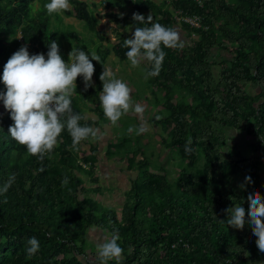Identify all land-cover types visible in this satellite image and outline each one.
Listing matches in <instances>:
<instances>
[{
  "label": "trees",
  "instance_id": "trees-1",
  "mask_svg": "<svg viewBox=\"0 0 264 264\" xmlns=\"http://www.w3.org/2000/svg\"><path fill=\"white\" fill-rule=\"evenodd\" d=\"M37 1L0 0V92L6 91L4 65L22 46L30 55L43 53L47 58L48 45L55 41L62 58L69 60L52 28V15L44 7L50 0H42L43 6L35 12ZM70 3L64 15L84 22L104 41L99 18L88 2ZM101 4L105 9L132 5L146 20L151 14L154 23L176 30L180 24L174 10L203 18L204 28L196 30L198 38L187 48H165L162 70L158 77H151L166 98L163 106L168 115L160 119V125L167 135V149L187 166L171 182L166 170H151L144 149L134 146L129 137L109 142L107 157L123 152L128 171L138 172L123 194L120 215L93 198L103 194L94 139L82 141L75 150L65 129L50 158L41 161L11 138L9 128L14 122L0 101V188L16 174L8 191L0 193V264H100L89 241L95 230L106 240L119 235L118 244L124 250L120 264H264L247 216L249 193L264 196V160L257 155L264 150V0H203V6L191 0L161 4L101 0ZM106 17L132 24L134 29L143 26L121 13L111 11ZM125 39L121 32L111 48H100L101 63L91 87H85L83 77L77 78L80 84L71 107L75 114L87 116L81 125L98 129L107 120L99 101L103 90L99 76L111 54L127 61ZM142 63L151 69L147 61ZM176 88L188 90L191 102L175 100ZM82 101L90 103L97 118L88 117ZM229 129L256 141L251 155L244 153L240 142L230 144ZM188 138L191 153L185 151ZM247 176L252 183H246ZM65 178L66 185L62 184ZM87 179L93 187H88ZM235 205L246 210L243 229L227 224L226 209ZM31 237L37 238L40 247L29 257L26 249Z\"/></svg>",
  "mask_w": 264,
  "mask_h": 264
},
{
  "label": "clouds",
  "instance_id": "clouds-1",
  "mask_svg": "<svg viewBox=\"0 0 264 264\" xmlns=\"http://www.w3.org/2000/svg\"><path fill=\"white\" fill-rule=\"evenodd\" d=\"M44 7L49 15L61 14L71 8V3L70 0H50ZM133 20L143 26H137L132 38L124 40L123 47L128 49L127 61L132 68L147 61L151 69L146 71L145 78L158 77L166 57L164 49H183L184 42L174 27L154 23L151 14L146 20L143 15L134 13ZM48 48L47 58L43 53L30 55L27 46H22L12 54L3 69L2 82L6 91L0 92V101L14 122L9 128L11 138L24 146L29 156H35L41 161L45 157L50 158L65 129L72 138V148L75 150H78L82 141L97 138L99 132V129L81 125L80 122L86 120L87 116L73 112L71 97L76 92L78 77H83L86 88L92 86L95 71L92 61L100 62V57L93 52L90 58L85 51L73 46L69 60L65 62L55 41ZM100 80L103 83V90L99 94L100 105L105 118L112 125H118L121 118L130 112L143 117L144 107L132 99V89L125 81L117 78L111 68L104 66ZM127 131L142 135L147 129L141 123L139 127H129ZM190 144L191 138H188L185 145L187 153L192 151ZM15 179L16 174H11L0 188V193H6ZM245 181L252 183L251 176H247ZM67 183L65 178L62 184ZM240 187L244 188V185ZM247 199V216L253 234L258 238L257 247L264 253V196L259 192L249 193ZM226 211L229 214L227 224L235 229H243L245 208L235 205ZM119 239V235L114 233L110 240L97 246L100 264H109L113 260L120 264L124 250L118 244ZM27 244L29 257L39 251L36 237L29 238Z\"/></svg>",
  "mask_w": 264,
  "mask_h": 264
},
{
  "label": "rangeland",
  "instance_id": "rangeland-1",
  "mask_svg": "<svg viewBox=\"0 0 264 264\" xmlns=\"http://www.w3.org/2000/svg\"><path fill=\"white\" fill-rule=\"evenodd\" d=\"M87 2L89 3L92 11L99 18L100 27L104 31V41H101L100 37L95 32H91L84 22L75 18L66 17L64 12L61 14H53L51 17L52 28L58 33L63 49L68 58L73 46L78 48L76 44L82 47L91 58L90 54L93 52L98 56L100 55L98 51L100 47L111 48L116 42L119 33L122 32L126 34L128 39H130L135 31L132 24H120L107 18L105 13H103L106 12V10L104 8L100 9V7L96 4L94 5V0H87ZM95 3H97V1H95ZM42 6V0H38L34 5V11L37 12ZM110 10L116 13H121L122 15L129 17L131 20L133 19V14L135 13L132 5H128L124 9L116 7ZM180 27L182 31L179 30V33L184 42V47L187 48L197 38L193 37V32L188 31L184 28V26L180 25ZM72 31L77 33L79 38L74 36V34L71 33ZM67 34L70 36V41L67 39ZM92 63L94 64V68L96 70L100 62L93 60ZM105 67L111 68L117 78L122 79L127 83V85L132 89V99L135 102L140 103L145 109L142 118L130 112L128 115L122 117L118 122V125L115 126L108 120L101 121L100 126L102 129L100 130L98 128V136L93 140V142L97 143L99 147V167L101 172L100 185L103 187V194L94 196L93 198L106 208L115 210L121 215L122 206H120V202L123 200L121 195L124 197V193H119V189L116 190L117 183H115L116 180L113 175L114 173H109V171H111L110 168H115V174L124 175L128 181L130 178H135L138 172L128 171L127 159L124 158L125 155L123 152L113 158L107 157L106 152L109 142H120L124 137H129L134 146H139L144 149V154L151 164V170H166L168 172V178L171 182L178 177L180 171L187 165L176 154L167 149V135L164 132L163 127L160 125V119L168 115V110L163 106V103L166 100L164 90L160 88L155 89L157 84L151 77L145 78L147 69L144 64L141 63L139 67L132 68L128 61H120L114 54H111L106 61ZM214 70L216 75H218V68L215 67ZM92 82H96L94 77ZM79 84L80 82L76 81V85L78 86ZM74 94L76 95L77 93L75 92ZM173 94L176 98L175 100L177 101L182 100L191 102L192 100V94L188 90L176 88L173 91ZM81 106L85 109L88 117L97 118L91 110L90 103L82 101ZM4 111L5 108H3V112ZM141 123H143L147 129L144 134L136 135L135 132L129 133L127 131L129 127L137 128L141 125ZM228 133L230 144H233L234 142H241L245 146V154L248 155L247 153L250 151L248 146L249 142L254 141V139L247 137L241 132H236L231 129L228 130ZM86 148L88 149V147ZM202 163L203 162L201 161L199 167H201ZM242 184L244 185L243 182L240 183V185ZM87 185L88 187H93V185L89 183L88 179ZM235 185L237 186V184ZM128 187L129 182L126 184L125 188L127 189ZM108 201H110V203H108ZM106 239L107 237L98 230L92 232L89 236L90 244L93 245L96 252H98L97 246L103 244ZM91 252L92 250L88 248L87 253L90 255Z\"/></svg>",
  "mask_w": 264,
  "mask_h": 264
},
{
  "label": "crops",
  "instance_id": "crops-1",
  "mask_svg": "<svg viewBox=\"0 0 264 264\" xmlns=\"http://www.w3.org/2000/svg\"><path fill=\"white\" fill-rule=\"evenodd\" d=\"M84 1H87V0H84ZM95 1H97V3H95ZM154 1H156L158 4H160L161 2H165V1H167V0H161V1H158V0H154ZM89 4V3H88ZM94 5L96 4L97 6H99L100 7V9H103L104 7L102 6V4H101V0H94V3H93ZM116 8V7H115ZM105 9V8H104ZM110 9H112V8H110ZM110 9H105L106 10V12H103V13H105V16H106V13H108V12H111L112 10H110ZM112 12H114V11H112ZM116 13V12H115ZM179 30H181L182 31V29H181V27H180V25L179 26H177V31L179 32ZM100 48H102V47H100ZM100 48L98 49V51H99V53H100ZM83 51H84V49H82ZM100 57V56H99ZM109 58V57H108ZM107 58V59H108ZM100 63H101V59H100ZM100 65V64H99ZM99 67V66H98ZM100 130L102 129V128H99ZM252 139V138H251ZM255 140L254 141H250L249 142V153H247L248 155H251L252 153H253V151H254V148H253V146L255 145ZM241 143V142H240ZM241 145H242V147H243V151H244V148H245V146L241 143ZM245 153V152H244ZM257 155L259 156V157H262V159L264 160V150L262 151V152H259V153H257ZM111 169V171H109V173L110 174H113L114 176H115V180H116V182L115 183H117V189L116 190H118L119 189V193L120 192H122V193H124L123 191H128L129 189H130V186H131V180L132 179H134V178H130L129 179V181H128V179L124 176V175H117V174H115V172H116V170H114L115 168H110ZM101 173V172H100ZM261 178H262V181H263V183H264V167L262 168V171H261ZM119 179V180H118ZM129 182V187L126 189L125 188V186H126V184ZM121 193V194H122ZM121 198H123V200H122V202H120V206H122V203H123V201H124V197H122V195H121ZM108 203H110V201H108ZM96 231V230H95ZM94 232V231H93Z\"/></svg>",
  "mask_w": 264,
  "mask_h": 264
},
{
  "label": "built area",
  "instance_id": "built-area-1",
  "mask_svg": "<svg viewBox=\"0 0 264 264\" xmlns=\"http://www.w3.org/2000/svg\"><path fill=\"white\" fill-rule=\"evenodd\" d=\"M203 6V0H191ZM174 16L178 24H186L190 26L193 30V37L198 38L196 30L204 28L203 18L200 15H190L182 10H174ZM237 264V263H233Z\"/></svg>",
  "mask_w": 264,
  "mask_h": 264
}]
</instances>
